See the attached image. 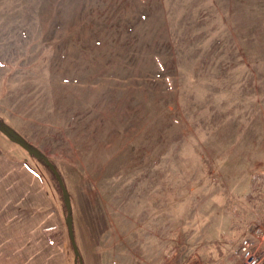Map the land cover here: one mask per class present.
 Masks as SVG:
<instances>
[{"label":"rangeland","instance_id":"374dc122","mask_svg":"<svg viewBox=\"0 0 264 264\" xmlns=\"http://www.w3.org/2000/svg\"><path fill=\"white\" fill-rule=\"evenodd\" d=\"M0 123L54 200L49 244L0 264H240L264 226V0H0Z\"/></svg>","mask_w":264,"mask_h":264},{"label":"crops","instance_id":"0c3cea01","mask_svg":"<svg viewBox=\"0 0 264 264\" xmlns=\"http://www.w3.org/2000/svg\"><path fill=\"white\" fill-rule=\"evenodd\" d=\"M43 187L28 164L0 149V238L12 241L0 246L49 244L46 228L54 225L49 221L54 215V200Z\"/></svg>","mask_w":264,"mask_h":264},{"label":"built area","instance_id":"2783aa9c","mask_svg":"<svg viewBox=\"0 0 264 264\" xmlns=\"http://www.w3.org/2000/svg\"><path fill=\"white\" fill-rule=\"evenodd\" d=\"M240 264H262L264 261V226L244 236L238 246Z\"/></svg>","mask_w":264,"mask_h":264},{"label":"water","instance_id":"95a60500","mask_svg":"<svg viewBox=\"0 0 264 264\" xmlns=\"http://www.w3.org/2000/svg\"><path fill=\"white\" fill-rule=\"evenodd\" d=\"M46 163L48 164V166L51 169V171L55 174V176H56V178H57V180L59 182V185L62 188L64 196L67 197L68 196V190H67V188L65 186L64 180H63L60 172L57 170L56 166L52 162L47 161ZM67 221H68L69 236H70V240H71V243H72V246H73V249H74V253H75L76 256L79 257L81 255V253H80L78 244H77L76 239H75V234H74V229H73V223H72L71 216L67 217Z\"/></svg>","mask_w":264,"mask_h":264},{"label":"trees","instance_id":"16d2710c","mask_svg":"<svg viewBox=\"0 0 264 264\" xmlns=\"http://www.w3.org/2000/svg\"><path fill=\"white\" fill-rule=\"evenodd\" d=\"M0 127H1V123H0ZM25 146L27 147V148H30V146L28 145V144H25ZM38 155V154H37ZM54 174V173H53ZM55 175V174H54ZM56 177V176H55Z\"/></svg>","mask_w":264,"mask_h":264}]
</instances>
